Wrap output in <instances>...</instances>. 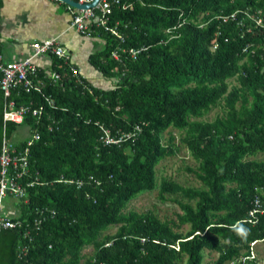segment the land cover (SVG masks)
<instances>
[{"label": "trees", "instance_id": "trees-1", "mask_svg": "<svg viewBox=\"0 0 264 264\" xmlns=\"http://www.w3.org/2000/svg\"><path fill=\"white\" fill-rule=\"evenodd\" d=\"M122 3L132 7L113 8L111 25L124 41L95 29L103 47L89 56L111 87L53 57L50 73L60 80L39 69L41 93L17 89L6 99L0 89V154L3 133L18 153L28 151L25 197L4 202L3 216L20 226L0 232V264H203L206 251L217 254L207 264H263L245 258L251 243H264V161L256 159L264 155V0ZM118 48L120 61L112 58ZM8 101L39 113L4 129ZM105 131L113 140L136 136L105 144ZM173 131L201 188L157 185V166L181 147ZM156 188L160 201L179 205L176 220L125 212Z\"/></svg>", "mask_w": 264, "mask_h": 264}, {"label": "built area", "instance_id": "built-area-1", "mask_svg": "<svg viewBox=\"0 0 264 264\" xmlns=\"http://www.w3.org/2000/svg\"><path fill=\"white\" fill-rule=\"evenodd\" d=\"M51 2L61 3L59 0H48ZM77 3L80 6L90 5L95 0H70ZM67 10L70 12V29L74 30L81 36L94 37L95 29H102L104 32L114 35L121 42L124 41L123 37L118 33L117 26L111 25V15L113 8H121L123 10L131 8V4H123L122 0H98L95 6L87 9H75L67 6ZM169 32V31H168ZM30 54L19 61L5 62L3 57L0 56V74L2 75L0 81V89L2 90L4 97L9 98L12 91L22 89L25 92L36 91L41 93L44 82L38 79L39 67L36 64V59L44 56L56 57L63 60V64L67 65L70 61L69 53L60 45L57 39L47 40L41 43H33L30 46ZM143 49L129 50V54L135 59ZM124 49L118 48L112 53V58L120 61L121 54L124 53ZM74 75L77 71L71 68ZM48 78L56 83L60 80V75L56 72L49 74ZM47 104L50 107L54 106V101L50 97H45ZM31 113L32 116H37L39 111L29 110V108L20 106L16 108L13 101H8L4 107L3 113V128L5 129L6 123H14L21 125L24 122L26 115ZM139 130V129H136ZM104 141L105 144L127 141L134 138L136 133L123 134L117 140H113L107 131H105ZM38 140V135L34 134L27 142V146H31L33 141ZM27 153H18L14 148L12 142L5 137L3 133L1 154H0V232L2 230L14 229L20 226V222L12 221L9 218L3 216V207L5 199L8 195L15 199H23L25 197V187L19 183V180L25 173L27 167ZM31 186V185H30ZM255 204L259 206V201ZM255 211L251 213L253 214ZM39 220L35 221L39 225L45 219V213L41 211ZM253 246V244H252ZM255 257L253 251H251L250 259ZM264 264V263H263Z\"/></svg>", "mask_w": 264, "mask_h": 264}, {"label": "crops", "instance_id": "crops-1", "mask_svg": "<svg viewBox=\"0 0 264 264\" xmlns=\"http://www.w3.org/2000/svg\"><path fill=\"white\" fill-rule=\"evenodd\" d=\"M63 5L48 0H0V56L5 62L19 61L30 54L31 44L57 39L80 74L97 86L103 82L106 88L111 87L89 62V56L100 51L103 42L70 29L71 15ZM36 64L49 74L53 57H39Z\"/></svg>", "mask_w": 264, "mask_h": 264}, {"label": "rangeland", "instance_id": "rangeland-1", "mask_svg": "<svg viewBox=\"0 0 264 264\" xmlns=\"http://www.w3.org/2000/svg\"><path fill=\"white\" fill-rule=\"evenodd\" d=\"M66 9V5H63ZM108 82H111L108 80ZM232 84H236L235 80L231 81ZM98 84V83H97ZM102 82V84H98V86L106 87ZM221 113L219 107L214 108L211 112H209L203 119L205 121H212L215 117ZM174 135L175 143L177 145L180 144V137L182 134L179 132H172ZM164 139H168V135L164 134ZM17 138V136H15ZM16 140V139H15ZM181 145V144H180ZM258 160L264 161V155H258L256 157ZM196 163L192 160L185 146L181 145L178 153L170 158L162 161L156 168V177H157V185L160 184L161 179H169L183 187H192V188H201V183L198 181L194 173H189L187 168H196ZM175 198V197H169ZM6 202V201H5ZM182 202H186L182 200ZM7 203V202H6ZM5 203V204H6ZM136 211L139 213L152 211L156 216H158L161 220H176V215L181 214L182 211L179 205L171 200L160 201L158 197V188L154 191L142 193L135 199L131 200L125 209V212ZM188 230V226H183L181 231L186 232ZM116 228L109 229L106 233L113 234L115 233ZM255 255L259 258L260 261L264 260V243L256 244ZM92 252V248H86L84 250L85 254H89ZM205 258L203 264L210 263L217 258V254L215 252L209 253L205 252Z\"/></svg>", "mask_w": 264, "mask_h": 264}, {"label": "water", "instance_id": "water-1", "mask_svg": "<svg viewBox=\"0 0 264 264\" xmlns=\"http://www.w3.org/2000/svg\"><path fill=\"white\" fill-rule=\"evenodd\" d=\"M61 3L69 6V7H72V8H75V9H87V8H90V7H93L96 5V3L98 2V0H95L92 4L90 5H83V6H80L78 5L77 3L73 2V1H70V0H59Z\"/></svg>", "mask_w": 264, "mask_h": 264}, {"label": "clouds", "instance_id": "clouds-1", "mask_svg": "<svg viewBox=\"0 0 264 264\" xmlns=\"http://www.w3.org/2000/svg\"><path fill=\"white\" fill-rule=\"evenodd\" d=\"M63 4V3H62ZM168 32V31H167ZM262 213H263V211H262ZM254 215V214H253ZM252 244H253V246H252ZM256 244H258L257 242H253V243H251V245H250V251H253V253H254V255H255V246H256ZM250 256H251V254H250ZM250 256L249 257H247V258H245V259H250ZM257 257V255H255V257L254 258H256ZM253 258V259H254ZM262 263H264V260L262 261Z\"/></svg>", "mask_w": 264, "mask_h": 264}]
</instances>
